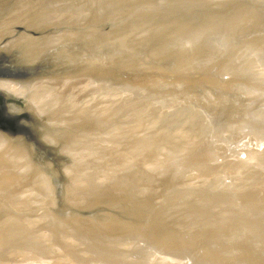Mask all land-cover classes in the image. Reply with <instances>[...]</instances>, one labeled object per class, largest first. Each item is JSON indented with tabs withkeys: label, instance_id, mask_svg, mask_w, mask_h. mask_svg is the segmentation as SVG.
<instances>
[{
	"label": "water",
	"instance_id": "1",
	"mask_svg": "<svg viewBox=\"0 0 264 264\" xmlns=\"http://www.w3.org/2000/svg\"><path fill=\"white\" fill-rule=\"evenodd\" d=\"M0 264H264V0H0Z\"/></svg>",
	"mask_w": 264,
	"mask_h": 264
}]
</instances>
